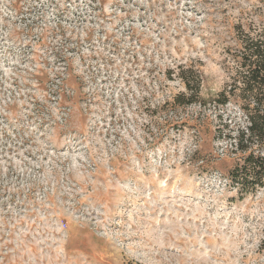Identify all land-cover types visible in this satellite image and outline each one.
I'll use <instances>...</instances> for the list:
<instances>
[{"label": "rangeland", "instance_id": "1", "mask_svg": "<svg viewBox=\"0 0 264 264\" xmlns=\"http://www.w3.org/2000/svg\"><path fill=\"white\" fill-rule=\"evenodd\" d=\"M247 39L264 0H0V264H264Z\"/></svg>", "mask_w": 264, "mask_h": 264}, {"label": "trees", "instance_id": "2", "mask_svg": "<svg viewBox=\"0 0 264 264\" xmlns=\"http://www.w3.org/2000/svg\"><path fill=\"white\" fill-rule=\"evenodd\" d=\"M243 62L245 68L240 82L244 84V111L247 126L236 139L238 156L235 165L228 171V179L241 193H253L264 189V153L257 152L252 144L264 143V47L251 39L243 42ZM182 74L187 92L176 96L184 105L195 103L199 98L200 80L194 70ZM221 104L228 100V93L223 92Z\"/></svg>", "mask_w": 264, "mask_h": 264}]
</instances>
